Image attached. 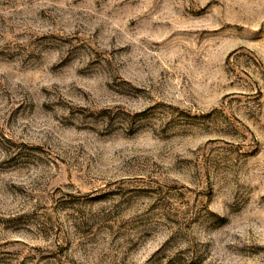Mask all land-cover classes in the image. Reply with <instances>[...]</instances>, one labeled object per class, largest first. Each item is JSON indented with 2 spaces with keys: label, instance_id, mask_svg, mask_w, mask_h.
<instances>
[{
  "label": "rangeland",
  "instance_id": "374dc122",
  "mask_svg": "<svg viewBox=\"0 0 264 264\" xmlns=\"http://www.w3.org/2000/svg\"><path fill=\"white\" fill-rule=\"evenodd\" d=\"M0 264H264V0H0Z\"/></svg>",
  "mask_w": 264,
  "mask_h": 264
}]
</instances>
